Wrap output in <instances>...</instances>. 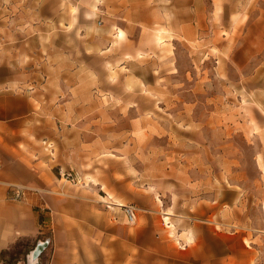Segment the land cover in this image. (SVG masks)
Returning <instances> with one entry per match:
<instances>
[{
  "label": "rangeland",
  "instance_id": "obj_1",
  "mask_svg": "<svg viewBox=\"0 0 264 264\" xmlns=\"http://www.w3.org/2000/svg\"><path fill=\"white\" fill-rule=\"evenodd\" d=\"M0 105L19 116L4 144L39 181L10 189L38 198L42 228L5 264L46 241L38 264H53L62 216L92 264L113 243L117 264H206L205 248L255 264L264 0H0Z\"/></svg>",
  "mask_w": 264,
  "mask_h": 264
},
{
  "label": "crops",
  "instance_id": "obj_2",
  "mask_svg": "<svg viewBox=\"0 0 264 264\" xmlns=\"http://www.w3.org/2000/svg\"><path fill=\"white\" fill-rule=\"evenodd\" d=\"M4 107L0 105V156L3 158V168L0 171V264H5L2 256L4 253L10 251L21 240H29L38 237L40 234V212L35 209L38 198H28V201H12L9 199L10 187L17 184L38 185L36 173L29 170L22 164L20 152L14 151L11 147L6 146V136L4 135V124H13L19 119V116H9L4 120ZM15 129H13V133ZM8 145V143H7ZM23 157V156H22ZM30 199V200H29ZM47 205L53 212L57 210L59 213L65 212L63 201H58L53 197L47 199ZM264 209V208H263ZM53 228L54 244L56 245V253L53 264L61 259L62 264H78L83 259L93 263L92 250L90 252L81 247L85 237L83 233L72 228L69 221L64 220L63 216L54 218L51 226ZM64 229V230H63ZM193 238V237H192ZM264 240V235H263ZM192 243V242H191ZM187 250H192L193 245ZM116 243L110 247L109 264H117ZM196 246V240L194 242ZM253 256L255 264H264V246L255 247ZM211 253V255H210ZM85 254L88 255L85 258ZM206 264H212V251L205 248Z\"/></svg>",
  "mask_w": 264,
  "mask_h": 264
},
{
  "label": "built area",
  "instance_id": "obj_3",
  "mask_svg": "<svg viewBox=\"0 0 264 264\" xmlns=\"http://www.w3.org/2000/svg\"><path fill=\"white\" fill-rule=\"evenodd\" d=\"M2 158L0 156V171L2 170ZM28 190L25 187L14 186L10 189L9 199L12 201H24L27 198ZM133 218V215H132Z\"/></svg>",
  "mask_w": 264,
  "mask_h": 264
},
{
  "label": "water",
  "instance_id": "obj_4",
  "mask_svg": "<svg viewBox=\"0 0 264 264\" xmlns=\"http://www.w3.org/2000/svg\"><path fill=\"white\" fill-rule=\"evenodd\" d=\"M49 242H39L37 247L30 253L27 264H38V259L42 252L47 248Z\"/></svg>",
  "mask_w": 264,
  "mask_h": 264
},
{
  "label": "bare ground",
  "instance_id": "obj_5",
  "mask_svg": "<svg viewBox=\"0 0 264 264\" xmlns=\"http://www.w3.org/2000/svg\"><path fill=\"white\" fill-rule=\"evenodd\" d=\"M115 201V200H114ZM119 206H124L123 204H120ZM188 239H189V237H188ZM189 241H190V239H189Z\"/></svg>",
  "mask_w": 264,
  "mask_h": 264
},
{
  "label": "trees",
  "instance_id": "obj_6",
  "mask_svg": "<svg viewBox=\"0 0 264 264\" xmlns=\"http://www.w3.org/2000/svg\"><path fill=\"white\" fill-rule=\"evenodd\" d=\"M5 254V253H4Z\"/></svg>",
  "mask_w": 264,
  "mask_h": 264
}]
</instances>
